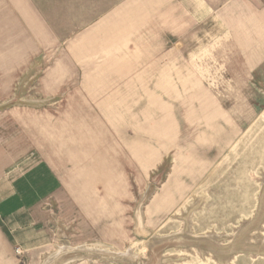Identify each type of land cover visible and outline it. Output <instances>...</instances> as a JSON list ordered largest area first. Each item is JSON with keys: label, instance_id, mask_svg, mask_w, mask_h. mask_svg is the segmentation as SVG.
Instances as JSON below:
<instances>
[{"label": "rangeland", "instance_id": "rangeland-1", "mask_svg": "<svg viewBox=\"0 0 264 264\" xmlns=\"http://www.w3.org/2000/svg\"><path fill=\"white\" fill-rule=\"evenodd\" d=\"M230 3L203 5L181 38L126 17L90 25L0 86L2 153L44 159L83 193L59 244L85 231L90 264H264V64L242 54L264 43V0L235 25ZM15 249L0 238V264H41Z\"/></svg>", "mask_w": 264, "mask_h": 264}, {"label": "crops", "instance_id": "crops-1", "mask_svg": "<svg viewBox=\"0 0 264 264\" xmlns=\"http://www.w3.org/2000/svg\"><path fill=\"white\" fill-rule=\"evenodd\" d=\"M229 1L226 12L232 17V25L249 18L252 13L250 0H0V79L3 81L0 86L10 87L4 80L9 81L10 73L24 70L28 57L42 54L44 49H53L62 40L88 38L85 35L90 34V25L104 28L114 24L117 31V25L126 17L131 24H161L170 36L181 38L188 28L199 22L204 7L209 10ZM127 10L130 14L124 15ZM144 10L146 15L140 16ZM258 13L256 17L259 18ZM245 38L244 35L243 40ZM245 46H248L246 42L242 45L244 64L249 71H257L264 64V43ZM5 151L0 148V238L3 246L19 247L29 263L46 264L59 247L67 245L76 250L62 253L50 264H56L59 258L67 255L73 256L61 264L72 259L75 261L69 264H90L92 252L79 249L91 245L85 231L81 237L69 239L68 244H59L62 243L60 233L66 225L61 226L71 220L69 205L74 209L75 197L77 206L85 208L87 201L83 193L66 192L63 178L48 161L27 154L6 156L2 153ZM53 245L56 250L50 254ZM79 253H83L82 256L74 257Z\"/></svg>", "mask_w": 264, "mask_h": 264}, {"label": "bare ground", "instance_id": "bare-ground-1", "mask_svg": "<svg viewBox=\"0 0 264 264\" xmlns=\"http://www.w3.org/2000/svg\"><path fill=\"white\" fill-rule=\"evenodd\" d=\"M28 18V17H27ZM30 18V17H29ZM32 21H33V19H32ZM190 87V86H189ZM188 88V87H187ZM150 96V95H149ZM150 103H152V102H150ZM104 111V110H103ZM105 116V115H104ZM78 124V123H77ZM79 125V124H78ZM93 126V125H92ZM94 127V126H93ZM87 129V128H86ZM99 129V128H98ZM77 131V130H76ZM92 133H94V132H92ZM63 135V134H62ZM89 135V134H88ZM88 138V137H87ZM91 138V137H90ZM105 138H106V136H105ZM73 139V138H72ZM81 140V139H80ZM89 141V140H88ZM71 142V141H70ZM94 142V141H93ZM72 143H74V142H72ZM92 143V142H91ZM77 145V144H76ZM93 145V144H92ZM109 155V154H108ZM82 156V155H81ZM87 155L85 154V157H86ZM74 157V156H73ZM79 156H77V158H78ZM74 159V158H73ZM76 164H77V162H76ZM184 205V204H183ZM180 206V205H179ZM65 246V245H64ZM66 247L67 248H70V247H68L67 245H66ZM58 249H61V248H58ZM64 249V248H63ZM73 250H74V248H72ZM80 250H82V251H89L90 249H96V246L94 247V246H87V245H85V246H82V247H80L79 248ZM58 251V250H57ZM55 252V255H57V254H59L58 252ZM63 251V250H62ZM62 251H61V254H62ZM104 251H110V250H104ZM64 252V251H63ZM66 252V251H65ZM112 254H118V255H121V256H123V253L122 252H120V251H110ZM57 253V254H56ZM131 254H126L127 256H136V255H134V254H132V252H130ZM54 255V256H55ZM53 256V257H54ZM52 257V258H53ZM55 258V257H54ZM51 259V258H50ZM56 259V258H55ZM47 261H49V262H51V260H47ZM46 261V262H47ZM53 261V260H52Z\"/></svg>", "mask_w": 264, "mask_h": 264}, {"label": "built area", "instance_id": "built-area-1", "mask_svg": "<svg viewBox=\"0 0 264 264\" xmlns=\"http://www.w3.org/2000/svg\"><path fill=\"white\" fill-rule=\"evenodd\" d=\"M15 252L19 255L22 254L23 251L19 247H16Z\"/></svg>", "mask_w": 264, "mask_h": 264}]
</instances>
